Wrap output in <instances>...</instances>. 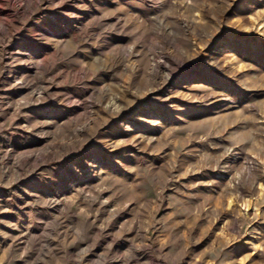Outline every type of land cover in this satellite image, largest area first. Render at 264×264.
Masks as SVG:
<instances>
[{"label": "rangeland", "instance_id": "rangeland-1", "mask_svg": "<svg viewBox=\"0 0 264 264\" xmlns=\"http://www.w3.org/2000/svg\"><path fill=\"white\" fill-rule=\"evenodd\" d=\"M0 264H264V0H0Z\"/></svg>", "mask_w": 264, "mask_h": 264}, {"label": "bare ground", "instance_id": "bare-ground-1", "mask_svg": "<svg viewBox=\"0 0 264 264\" xmlns=\"http://www.w3.org/2000/svg\"><path fill=\"white\" fill-rule=\"evenodd\" d=\"M231 204V202H228V206ZM248 208H249V205H244V209L243 210H245V209H247L248 210Z\"/></svg>", "mask_w": 264, "mask_h": 264}]
</instances>
